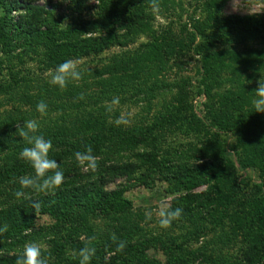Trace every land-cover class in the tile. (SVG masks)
<instances>
[{
	"label": "trees",
	"instance_id": "1",
	"mask_svg": "<svg viewBox=\"0 0 264 264\" xmlns=\"http://www.w3.org/2000/svg\"><path fill=\"white\" fill-rule=\"evenodd\" d=\"M117 1L99 0L98 15L103 18V24L109 25L111 34L86 38L84 36L91 29L89 24L63 30L61 18H57L55 10L31 4L24 6L25 15L15 21L12 15L17 6L9 0H0V47L10 53L19 45L30 51L43 46L56 67L67 59L99 54L113 44L123 43L122 39L124 43L130 42L145 29L141 21L143 14H137L144 10L138 9L129 17V12L122 10L125 4ZM147 1L150 4L155 0ZM227 1L208 2L207 23L213 22L221 31L242 25L250 33L264 32V19L254 16L222 18L221 12ZM81 9L91 11L84 5ZM115 24H119L118 30L123 33L117 34ZM205 29L198 28L203 42L195 48L202 55L198 78L196 83L193 82L195 78H188L175 85L180 94L177 103L182 107L184 103L187 105L193 94L207 97L206 121L192 115L196 129L207 130L206 134L215 129L225 135L239 131V137L237 144L225 146L213 136L190 159L177 155L169 159L157 153L140 154L137 162L101 158L96 162L97 174H83L76 153L88 163L89 155L92 158L100 156L105 143L115 140L109 138L108 133L130 148L147 143L148 131L141 128L128 132L110 130L109 112L100 104L89 107L82 102H69L68 97L79 101L87 97L82 86L66 85L62 92L59 86L52 87L42 94L30 93L29 89L17 92L16 89L24 84L17 73H12L10 83H0V94L18 98L19 103L29 107L24 111L6 112L0 118V229H3L0 231V264H16L18 256L10 255L11 249L40 238L48 239L50 244V251L46 254L49 264H80L79 250L83 247L95 250L87 264H241L229 262L221 249H187L189 238L210 232L223 245L231 244L239 235L244 236L249 244L244 264H264V123L253 113L250 102L255 89L250 85L233 84L230 89L217 92L225 81V70H233L237 79L242 71L237 68V60H230L226 65L219 56L204 54L205 47L212 48L224 41L220 38L223 36L206 37ZM196 38V33L188 35L192 44ZM177 46L185 47L183 41H176L169 33L145 46L141 55L130 60L119 59L110 75L113 79L104 84L96 100L110 99L120 91H126L123 87L134 81L121 82L119 73L130 63L135 65V73L143 75L134 90L151 97L161 94L166 84L162 79L158 80V75L169 56L178 52ZM256 55L263 56L264 52ZM40 101L49 107L46 110L55 109L54 115L44 114L46 117L39 116L38 119L36 104ZM245 107L250 108L245 111ZM173 111H167L163 121L173 124L176 117ZM27 119L37 121L36 134L51 140L49 158L57 161L64 172V180L58 188L50 191L24 189L25 197L17 198L14 193L19 189V177L31 175L33 170L18 155L27 146L26 141L17 143L21 138L12 134L16 126H22ZM248 170L260 179L250 198L243 196V187L247 184L238 174ZM117 178L125 179L127 184L120 189L107 188ZM159 179L170 185L168 194L174 196L169 210L182 208V214L170 222L163 237L147 234L141 226L143 214L134 212L132 202L124 197L127 188L136 182L152 188ZM203 186H207V190L195 192ZM31 201H38L40 208L33 209ZM41 219L46 221L39 227ZM185 222L194 224L193 230L174 237L171 231L176 227L183 228ZM150 248L163 252L166 260L150 257L147 254Z\"/></svg>",
	"mask_w": 264,
	"mask_h": 264
},
{
	"label": "rangeland",
	"instance_id": "2",
	"mask_svg": "<svg viewBox=\"0 0 264 264\" xmlns=\"http://www.w3.org/2000/svg\"><path fill=\"white\" fill-rule=\"evenodd\" d=\"M120 1L125 4L122 10L126 9V12H129V17L138 9L139 11L144 10L140 13L137 12V14H143L141 21L145 26L144 31L138 33L130 42L124 43L122 39L123 43L113 44L109 49L99 54L93 53L88 57L71 59L75 62L76 70L80 73V79H68L66 85L68 87L74 84L82 86L81 88L87 92V97L83 101H79L74 97H68L67 100L78 104L82 102L89 107H97L100 104L101 108L107 109L109 112L108 122L112 124L109 127L110 130L117 131L122 129L128 132L134 128L145 129L148 131L146 133L148 140L143 145L128 148L117 137L108 133L109 138L115 140L106 142L102 154L88 163L79 157L80 171L83 174L91 172H96L97 174L98 166H96V162L101 161V158L107 160L117 158L122 162H137L138 156L146 153H157L160 157L165 156L169 159L174 158L176 155L178 158L190 159L213 136L225 146L237 144L239 131H234L227 135L215 129L209 130L207 134V130L198 131L192 123V115L202 121H206L207 97L193 94L187 105L184 103V108V106L182 107L177 103L180 94L179 88L177 89L175 85L186 81L188 78H195L193 82L196 83L202 55L198 54L195 48L203 42L198 31V28L203 27L206 28V37L210 38L216 35L224 38L222 43H217L212 48L205 47L204 54H215L226 65L230 60H237V68L242 71L240 78L237 79V75L235 77L232 73L233 70H225L223 75L225 81L217 89V92L221 93V91L228 90L233 87V84L236 86L250 85V87L256 89V81L260 79V75L264 76V55L260 57L256 55L258 52H264V32L250 33L242 25L221 31L214 27L213 22L207 23L209 19L208 2L211 0H155L150 4L147 0H119V3ZM9 3L17 6V10L12 15L15 21H19V16L25 15L24 6L31 4L55 10L57 18H61L63 30L89 24V29L90 27L91 29L84 36L86 38L106 37L111 34L109 25L103 24V18L98 15L99 0H78L77 3H73L71 0H9ZM81 5L90 8L91 11L82 10ZM221 16L222 18L254 16L264 19V0H228L222 9ZM208 24L211 27H208L210 26ZM115 25L114 30L117 34L123 33V30H118L119 24ZM169 33L176 41H183L185 47L177 46L178 52L173 56H169V61L166 63L165 68L161 69L158 80L162 79L166 84V88L161 94L153 95V97L148 94H138L139 92L134 90L135 84L139 82V78L143 75L140 72L135 73V65L130 63V65L125 66L123 72L119 73L122 78L121 82L134 81L132 84L123 87L126 91L123 93L120 91L110 99L96 100L98 93L103 91L104 84H109L113 79L110 75L113 72L112 70L118 66L115 63L119 59L130 60V58L141 55L145 51V46L152 44L162 35ZM193 33L197 34V38L192 44L190 39H188V35ZM54 69L55 66L50 61L43 46L36 47V50L30 51L19 45L16 50L10 53H5L0 47V83H10L12 73H17L24 81L23 87L16 89L17 92L29 89L30 93L42 94V92L44 93V91L52 87H58L50 83ZM128 76H131L130 79ZM66 85L61 89V92L66 90ZM193 89H195L194 86ZM10 97L8 94H0V118L6 112L29 109L23 103H19L18 98L11 99ZM114 100L117 102L113 103ZM53 106L50 107L53 108ZM247 108L250 107H245V111L248 110ZM54 110H46L43 114L38 113V119L39 116L42 118L46 117L44 114L54 115ZM171 110L176 113L173 124L163 121L167 111ZM256 114L255 117L264 123V113ZM250 120L252 121V117H250ZM174 161L176 160L174 159ZM238 174L245 178L247 184L246 187H243L245 193L243 196L252 197L251 195L255 191L254 186L260 183V179L249 170L246 172L239 171ZM126 184L125 179L117 178L107 188L111 190L120 189ZM169 186L163 179L157 180L152 188H147L136 182V185H131L124 193V197L133 204L132 210L143 214L144 219L141 226L147 231L149 236L163 237L167 233L166 230L170 228V224L167 227H161L159 223L161 219L160 213L169 210L174 197L168 194ZM205 190H207V186H203L195 192L201 193ZM44 221L46 219L39 221V227L44 224ZM183 224V228L179 229V227H176L171 231L174 237L193 230L194 224L191 222ZM81 239L84 240L85 237L83 236ZM189 239L186 247L190 251L203 248L221 249L222 255L229 262L246 263L245 256L249 244L242 235L237 236L236 240L229 245L219 243L218 237L213 232L192 236ZM30 243H34L40 248L42 257L45 259L46 264H49L50 259L46 255L50 251L48 239L40 238L19 244L11 249L10 255L20 256L25 244ZM147 254L161 261L166 260L163 252H157L153 248L148 249Z\"/></svg>",
	"mask_w": 264,
	"mask_h": 264
},
{
	"label": "clouds",
	"instance_id": "3",
	"mask_svg": "<svg viewBox=\"0 0 264 264\" xmlns=\"http://www.w3.org/2000/svg\"><path fill=\"white\" fill-rule=\"evenodd\" d=\"M68 79H80V73L76 70L75 62L71 59H67L55 67L54 72L51 74L50 83L63 88ZM256 83L257 87L252 92L253 98L250 104L254 109L253 113H264V76L260 75V79ZM116 102L115 100L113 101V103ZM46 108L47 105L43 101L36 104V111L39 113H44ZM38 127L36 120L27 119L23 121L22 126H16V131L12 134L13 137L18 136L21 138L19 142L14 139L15 142L26 141L27 146L23 147L18 155L33 170L31 175L19 177V189L14 193L17 198L25 197L24 189L30 188L37 192L50 191L58 188L64 180V172L60 170L57 161L49 158L52 142L50 139H45L43 135L36 134ZM80 155V153H76L78 158ZM87 159L92 160L93 158L89 155ZM31 206L35 210L40 208L38 201H31ZM181 214L182 208L180 207L166 212L162 211L159 221L161 227H167L173 219L180 217ZM2 230L0 229V231ZM120 247H123L122 243ZM94 251L90 247L81 248L79 250L80 264H87ZM16 264H46V261L42 257L40 248L36 244L30 243L25 244L22 254L16 259Z\"/></svg>",
	"mask_w": 264,
	"mask_h": 264
}]
</instances>
